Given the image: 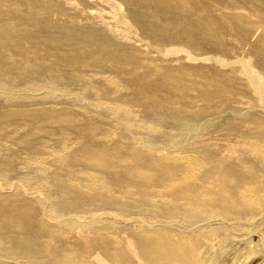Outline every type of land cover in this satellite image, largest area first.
Wrapping results in <instances>:
<instances>
[{
    "label": "rangeland",
    "instance_id": "obj_1",
    "mask_svg": "<svg viewBox=\"0 0 264 264\" xmlns=\"http://www.w3.org/2000/svg\"><path fill=\"white\" fill-rule=\"evenodd\" d=\"M169 1L164 0L160 8L166 7ZM26 2L34 6L30 8L24 5L21 14L16 15L17 18L25 21L43 19V15L35 13L43 5L56 13L52 22L59 20L65 30L64 33L59 32L58 28L62 30L61 25L46 26V23L37 26L28 24L20 28L6 25L8 28L0 30L1 54L8 58L10 53L14 55L13 61L10 64L6 61L5 69H0V202L9 200L11 211L21 209L25 216H37L48 225L52 224L59 230L53 240L57 248L70 252L82 264H109L106 257L103 261H97V258L101 252L99 237L106 240L111 232L121 237L125 252L133 262L142 264L137 247L120 229V226L123 228L126 225L124 223L130 225L132 219L142 216L138 214L139 211L130 207L132 212H127L129 208L122 210L126 216L122 215L119 223L116 220L119 217H113L116 221L114 223L111 220L114 225L111 223L104 232H110L107 236L95 228V222L101 217L99 212L102 215L117 209L114 207L116 202H134L133 199L141 201L136 190H133L137 185L143 186V190L150 194L155 193L162 185L161 181L166 178L164 173L171 166L181 175L188 170L190 178L178 179L177 184L169 190L170 193L182 191L187 186L199 187L205 181L206 185L211 182L209 185H218L220 176L211 173L210 168L222 162L241 171L243 177L233 182L232 186L239 191L246 189L244 193L252 194L253 202L245 203L228 193H212V201L208 206L198 209L194 214L180 215V223L151 221L147 218L143 219V224L150 229L159 223L165 226L171 224V228H184H179L184 238L183 244L189 247L188 252L195 259L202 261L199 264H264V95L258 91L254 93L255 82L264 88L261 83L264 82V69L260 65L258 67L255 59L254 52L258 47L252 50L250 44L256 38H252V34L264 31L261 28L258 30L255 24H249L250 21L258 22L252 13L240 8L225 10L216 6L213 11V15L218 18L215 29L220 31L226 27L233 31L232 34L227 29L228 35L223 39L196 40L193 33L194 38L186 43L187 37L175 31L171 23L162 28V33L159 31L157 34L134 26L128 15L130 7L121 0ZM192 5L189 1L182 8L189 10ZM2 10L6 11L7 8L3 6ZM172 13L174 11L165 9L163 16L166 18ZM81 18L85 25L96 28L97 33L91 35L89 41L85 40L83 30L70 28L74 22L78 28L81 27ZM233 29L240 32L239 36L245 40L241 42L235 39L233 34L237 33ZM11 30L14 33H10ZM108 41L116 42V46L108 47V51H122L124 56L134 58L139 67L133 69L126 63L118 66L114 61L111 68L105 58L96 60V51L100 50L104 54V43ZM42 46L47 51L39 50L37 58L29 62L22 59L24 53L31 54L30 47L38 49ZM252 51L254 58L249 53ZM157 70L168 73L172 79H184L187 84L192 81L191 84L200 85L211 79L215 81L211 90L218 93L220 101L228 99L230 106L213 107L207 101L211 96L202 100L197 87L191 84L189 86L192 87L187 85L175 90L168 88L165 93L161 92L160 97L169 98L166 105L159 102L154 105L143 104V99L139 100V97L145 94L146 89L144 85L140 87L142 80L139 76L146 71ZM156 78L159 76L149 75L145 82L152 83ZM155 90L160 92V88L156 87ZM178 97L181 99L178 100ZM232 110L245 116L233 115ZM241 132L245 135H240ZM242 139L243 142L239 141ZM161 145L165 146L163 152L169 151L175 158L171 156L164 160V153L158 151ZM253 148H258V154ZM191 158L197 161L201 159L202 163L205 162L204 166L201 169L195 167V160L191 163ZM184 161H187L186 165ZM105 163L111 165L104 169L107 172L106 181L117 178L118 187L112 183L109 190L105 191L108 193L99 195L82 187L79 191L75 189L77 181L85 179L83 169ZM155 164L160 172L155 175L162 177L156 184L157 188L150 179L154 175L144 171L129 172L132 166L138 167L136 170H152ZM43 185L48 188L45 198L38 190ZM122 186L133 190L131 197H120L123 195L118 189ZM113 188L118 189L114 191ZM85 190H88L87 194L83 192ZM110 204L114 209H111ZM142 209L143 212L153 211L158 215L161 214L159 210H162L159 207ZM44 216H48L51 221ZM93 223L97 232L92 230ZM62 244L68 246L60 248Z\"/></svg>",
    "mask_w": 264,
    "mask_h": 264
},
{
    "label": "bare ground",
    "instance_id": "obj_2",
    "mask_svg": "<svg viewBox=\"0 0 264 264\" xmlns=\"http://www.w3.org/2000/svg\"><path fill=\"white\" fill-rule=\"evenodd\" d=\"M30 1H32V0H30ZM43 1L45 2V0H43ZM163 1L164 0H159L160 3L159 2L157 3L156 0H121L122 3H124L125 5L130 7V9L128 11V15L130 16V20L132 21L134 26L140 27V29H142L143 31H146V32L148 31V33H150L152 31L154 34H157L159 31L161 32L162 28H164L166 25L171 23L172 25H174V28H176L175 31H177L178 33H181L187 37L186 43H188V42L190 43L191 39L194 38V35H195L196 40L223 39V38H225L226 35H228L226 30L229 28L224 27L220 31H217V29H215L216 25L218 23L217 22L218 18L213 15V11H214V8L216 6L221 7L225 10L226 9L227 10L228 9L234 10L235 8L236 9L240 8L242 10L244 9L248 13L249 12L252 13V15L256 18V20L258 22H251V21L249 22L248 21L249 24H251V26H253V24H255L258 30H259V28H261L264 31V0H207L206 2L198 1V0H170L169 3L166 5V7H163V9H161L160 6H162L161 4L163 3ZM189 1L193 3L192 9H189V10L186 9L185 10L184 7L182 8V5L183 4L185 5ZM24 5H26L30 8L34 6V4H29L28 2H26V0H0V30L2 28H8L7 26H9L11 28L18 26V28H20V27H23L24 25H28V24L33 25V26H37L40 23H44V24L46 23L45 24L46 26L52 25V24H57V26L58 25L62 26V23L59 22V20L57 22H52V19L54 18V15L56 13H52L51 11H49V9L46 8V6H43V5H42V7H40V9L37 8V10L35 11V13H38V15H43L44 16L43 19H32V20L25 21V20H22V18H19V17L17 18L16 15L21 14L22 9H23L22 7ZM3 6H5L7 8L6 11L2 10ZM165 9L167 11L172 10V11H174V13H172L169 16H166V18H165L163 16ZM32 12H34V10ZM4 15H6V18H4ZM216 15H218V14H216ZM73 22H74V20H73ZM84 22L85 21L81 18V20H79V25H81V27L78 28L77 24H75V22H74L73 25L71 24L72 27L70 25V28L72 30H74V29L83 30L85 33V37H84L85 40L89 41L92 38L91 35H95L97 33V31H96V28L94 29V27H92V26H87L84 24ZM4 26H6V27H4ZM236 27L238 30L239 27L238 26H236ZM236 27H234V28H236ZM250 27H249V29H251ZM212 29L214 31H211ZM245 29L247 31H250L247 28H245ZM13 30H15V29H13ZM13 30H11L9 32L14 33ZM64 30H65V27H63V26H62V30L58 28L59 32L64 33ZM207 30H209V31H207ZM229 31H230V29H229ZM232 32L233 31H230L231 34H232ZM235 32L237 33L235 35L233 34V36H235V39L237 38V40L239 39L241 42H242V40H245L244 37L239 36L238 33H240V32H237V31H235ZM251 32H250V34H251ZM49 33H51V32H49ZM100 33L101 32L98 31L99 36H101ZM193 33H194V35H193ZM259 33L260 32H257L256 35L252 34V35H254L252 38H254V37H256V38L252 41L249 40L251 46L253 47L252 50H254L255 48L258 47L255 50L256 53L254 51L249 52V53L251 54L254 52V54H256L255 59L257 58L256 61L258 63L257 64L258 67L261 66V68L264 69V67H263V65H264V32H262L261 34H259ZM229 36H231V35H229ZM0 37H1V34H0ZM226 38H228V37H226ZM15 42H17V40ZM219 43H221V42H219ZM115 44H116L115 41H108V42L104 43L103 49H106V51L103 54L102 52H100V50L99 51L97 50L95 59L99 60L100 58H105V60H107L109 62V66L111 68H113L112 63L114 61L118 64V66L119 65L122 66V65H124V63H126V65L131 66L133 69L136 67H139V66H136L137 64L135 63L134 58H129L131 56H129V57L124 56V54H122V51H120L118 49H114V51H108V47H115L116 46ZM112 45H115V46H112ZM220 46H221V44H220ZM39 50L40 51L41 50L47 51L46 47H44V46H42L38 49H33L32 47H30L29 51H31V54H29V53L25 54L24 53L25 57L24 58L21 57V58L25 59V61H27V62L32 61L34 58H37V55L39 54ZM123 50H124V48H123ZM37 51H38V53H36ZM101 51H103V50H101ZM97 53H99V54H97ZM254 54H251V57L255 56ZM93 55H94V53H93ZM9 56H10L9 58H8V56L4 57L0 51V69H5V67L7 66V64L5 63L6 61L9 62V64H10V61H13L12 59H13L14 55L12 53H10ZM84 59L85 58H83V61H84ZM140 68H141V66H140ZM103 70H105V69H103ZM167 72H169V71H167ZM164 73L165 72L160 73V71L158 72V70H157V71H153V72L146 71V72H144V74H140L139 77L142 80L140 87H142V85H144V87L146 89L145 94H141L140 95L141 97H139V100L143 99V104L145 103V104H153L154 105V104H157L159 102V103L166 105L169 102V98L168 97L167 98L160 97L161 92L165 93V91L168 90V88L175 90V89H179L182 86H187V85L189 86V84H191V82H192V81H190V82H188L189 84H187L186 81L185 82L183 81L184 79H182V81L180 79H178L179 77L172 79L171 76H168V73H166L167 75ZM170 74H171V72H170ZM149 75L150 76L154 75L155 77L159 76V78H156V80H154L152 83L148 84L145 82V80H146L145 78ZM183 75H184V73H183ZM196 78H197V76H196ZM114 80H115V78H114ZM214 82L215 81L212 82V80L210 79L207 82L205 81L200 85H195V84H191V85L197 87V90L199 92L198 95L200 96V98H203L202 100H207V97L211 96V98L213 100L211 98H208L207 101H208V103H211L213 107H217V105H222V106L228 108L230 106V105H228V103H229L228 99H226L224 101H220V98L217 96L218 93L215 90H211L212 89L211 86H213ZM115 83H116V81H115ZM261 83L264 86V82H261ZM191 85L189 87H192ZM156 87H157V89L160 88V92H159V90H155ZM254 87L256 89L254 93H256L258 91L260 93H263L262 95H264V88H262L260 86L259 82L258 83L255 82ZM193 89H194V87H193ZM195 90H196V88H195ZM198 92H196V93H198ZM256 95H260V94L257 93ZM217 97H218V99H217ZM180 99L181 98L178 97V100H180ZM159 100H161V101H159ZM173 100H175V99H173ZM227 101H228V103H227ZM116 104H117V102H116ZM224 104H227V105H224ZM116 106H118V104ZM209 106H211V105H209ZM212 106H211V108H212ZM208 110H210V108H208ZM231 113H233V115L235 114V115L241 116V117L245 116V115H243V113L237 114V112L234 110H232ZM248 132L249 131H247L246 133H248ZM242 134H243V132L240 133V135H242ZM243 135H245V134H243ZM246 137L247 136H245V138ZM241 138L242 137H240V139ZM243 139H244V137H243ZM243 139L239 140V141L243 142ZM246 139L249 140L248 138H246ZM246 139H244V140H246ZM250 140H252L251 142L254 141L252 138ZM253 144H255V143H253ZM250 145L253 147L252 144H250ZM245 147L246 146H244V148ZM260 147H262V146H260ZM244 148H243V150H244ZM254 148H253V150L255 152L256 151L259 152V150H258L259 147L256 148L257 150ZM105 149H104V152L106 151ZM248 149H250V148H248ZM162 150H165V146H163V145H161V147L159 148L158 151L161 152L162 154L164 153V155H165L163 157L164 160H166L167 158H170L172 156V154L169 151L163 152ZM108 152H110V151H108ZM252 152L253 151H251L250 153H252ZM258 152H256V153L258 154ZM182 153H180V154H182ZM184 153H186V151ZM193 153H195V152H193ZM213 156H215V155H213ZM172 157L175 158V156H172ZM191 157H193V156L191 155ZM160 158L162 159V157H160ZM189 158L187 157V159H189ZM185 159H182V160H185ZM193 159L194 158H191L190 162ZM194 160H193L194 161L193 164L195 165V167H200L199 169H201L204 166L205 162L202 163L200 161L201 159H199V161H197L198 159L197 160L194 159ZM177 161H179V160H177ZM187 161H189V160H187ZM187 161H186V163H187ZM108 162H110V160ZM179 163H180V161H179ZM186 163L184 161L185 165H186ZM107 166L110 167L111 165H109V163H105V164L98 165L95 167L92 166L90 168L83 169V172L85 173V179H79V181H77V183H76L75 189L77 191H79V188L82 187L84 189H88V190L92 191L93 192V193L91 192L92 194L99 195V194L105 192L106 190L108 191L109 190L108 188H110V184L112 185V183H113V186H114V183H116L115 186H117L118 185L117 184L118 183L117 178H114V180H111V181H106L108 178L106 175L107 172H105L104 169ZM189 166H190V164H189ZM186 167H188V166H186ZM132 168L133 169H131L129 172L135 173V172H139V171H144V172H147L148 174L154 175L155 177L151 176L150 179L153 180L152 183L154 184V186L156 188L158 187V186H156V184L159 183V181L161 180L162 177L159 178V176L155 175V174L160 173L159 170H157V168H159L157 165L155 166L156 169L154 168L152 170H149V169L136 170V168H138V167H135V166H132ZM210 170H211L210 171L211 173L215 172V173L219 174L220 183L218 185L217 184H214L215 186H213V184L209 185L212 182L206 185V181H205V184H202L199 187L187 186L182 191L180 190V191H177L176 193H170L169 190L171 188H173L174 185L177 184L178 179L186 180L187 178H190V176L187 175L188 170H185L184 173L181 175V174L177 173L176 168H173L171 166L169 168V170L164 173V174H166V178L164 177V180L161 181L162 185L158 187L159 189L157 188V191L156 190L154 191L155 193L150 194V192H146V190H143V186H140V185L135 186L133 188V190H136L135 193H137L139 198L141 197V201L137 202L133 199L134 202L128 200V201H124V202L121 201V202L114 203L117 207L114 206V204H113V206L117 209L111 210L109 212L104 211L105 213H102V215H101V212H99V216H101V217L100 218L96 217L95 220L93 219L95 222L98 218V220L95 222L96 225L93 223V229L92 230L95 231V228H99L100 233L101 232L104 233L105 231H107L109 229L108 226L112 223L111 220L114 223L116 220H118L117 222L119 223L121 221L120 217H122V215L126 216L125 214H123L125 212H122V210H125V209L127 210V208L130 207V208L135 209L134 211L138 210L140 212V213L138 212V214H140L142 216L137 217V218L133 217L134 219H132V221L130 220L131 222H129V220H128V222L131 223L130 225H128L127 223H124L126 225L122 226L123 228H121V226H120V229H122V232L127 235L126 237H129V239L132 241V243H134V245L137 247V253L140 257V260L142 261V264L143 263L144 264H199L200 262L202 263V261H199L198 258H196L198 260V263H196L197 260L195 259V257H193L191 252H188L189 247L186 244H183L184 238H182L183 235L180 234L181 233L179 230V228H181L180 226L177 229V228H171V224H167V226L169 225L167 227V226H165V224L162 225L161 223H159L158 226H156V227L153 226L154 228L152 227L150 229V227H148V228L145 227V225L143 224V222H144L143 219L145 220L148 218L147 220L151 219V221L153 219V220H156L158 222L160 220H162V222L165 221L166 223H174V222L180 223L181 222L180 218H179L180 215L194 214L195 212L198 211V209H200V208L203 209L205 206H208L210 204V202L212 201V193L214 195H219L220 193H222V195H223V193L224 194L228 193L230 196L233 195V197L235 196L245 203L253 202L252 201L253 197H251L252 194L248 195L246 193L247 194L246 195L244 193V192H246L245 191L246 189L245 190L242 189L239 191L238 189H235L232 186L233 182H236L241 177H243V175L240 173L241 172L240 170H239L240 172H238L236 170V168H234L233 166L223 164L222 162H218L216 165H214V167H211ZM189 171H190V169H189ZM163 176H165V175H163ZM205 179H206V176H205ZM212 180H213V178H212ZM82 188H81V190H82ZM243 188H244V186H243ZM15 189H17V188H15ZM63 189L66 190V188H63ZM117 189L118 188H115L114 191H117ZM38 190L43 193L44 198L47 197L48 188L46 186H44V185L40 186L38 188ZM88 190H85L83 192L86 193ZM118 190H119L118 192H120L121 195H123V196H120L123 199L129 198V196L133 194L132 193L133 190H129L125 186L119 187ZM237 190H238V192H237ZM247 190H248V188H247ZM90 191L88 192L89 194H90ZM66 192H67V190H66ZM210 192H211V194H206V193H210ZM106 193H108V192H105V194ZM80 194H82V193H80ZM62 196L63 195H61V199H62ZM18 198H20V197H18ZM157 200L159 202H156ZM19 201H20V199H19ZM8 202L10 203V201L9 200L7 201L6 199L1 200V202H0V264H80L81 260H78L75 256L70 254V252H67V251L63 252V249L57 248V245H56L57 243L55 244V241H53V240L55 239L54 237H56V235H58V233H59L58 229H55L53 226H51L52 224L48 225L47 223H45L43 221V218H36L37 216H33V215H32V217L29 215L25 216L21 209H15L14 211H11V205ZM141 202H144V203H141ZM118 205H119V207H118ZM120 205H122V206L120 207ZM107 206H109V204ZM226 206H227V204H226ZM110 207H111V209L113 208L112 205ZM144 207H145V209L147 207H153V209H154V207H156V208L159 207V209L162 208V210H159V212L161 211L160 212L161 214H159V215H158V213L155 214L156 212L152 213L153 211H151V213L143 212L142 208H144ZM83 208L85 209V206H83ZM83 208H82V210H83ZM87 208H88V206H87ZM118 208H121V209H118ZM130 208L127 212L131 211ZM88 209L90 210V208H88ZM100 210H102V209H100ZM146 210H148V209H146ZM163 210H166L167 212L163 211ZM92 211L94 212V210H92ZM79 212L81 213L82 211L79 210ZM84 212L85 211H83V213ZM90 213H92V212H90ZM47 214H49V213H47ZM80 215H82V213ZM91 215H93V214H91ZM48 216H44V217H48ZM85 216H87V215H85ZM113 217H119V219L116 218V220L114 219L115 220L114 221ZM90 218L92 219L95 217H90ZM79 219H83V218H79ZM49 220H50V218H49ZM93 220H91V221H93ZM79 221H81V220H79ZM91 221H89V222L92 223ZM52 223H54V222H52ZM87 224H88V222H87ZM37 225H39L40 227L38 228ZM94 225L96 226L95 228H94ZM153 225H155V224H153ZM89 226L92 227V224ZM203 226L204 225H202V227ZM41 229H42V231H41ZM120 229H119V231H121ZM181 229H184V228H181ZM95 232H97V231H95ZM108 233H110V232H108ZM108 233L106 232V234L105 233L104 234L107 236ZM120 238L118 237V235L112 234V232H111V234L108 235V238L106 237V240H105V238L103 239L102 237H99V243H100L99 249L101 252H100L99 259L97 258V261H103L104 257H106L107 262L109 261V264L110 263H113V264H135L133 262V260L126 254L125 248L123 245V241H121ZM187 238H188V236H187ZM187 238H185V239L187 240ZM97 244H98V242H97ZM67 246L68 245L62 244V245H60V248H64ZM131 246L133 247V245H131ZM89 248H91V247H89ZM126 250H128V249H126ZM133 255H136V254H133ZM134 258L136 259V257H134ZM137 263H138V260H137ZM81 264H82V262H81Z\"/></svg>",
    "mask_w": 264,
    "mask_h": 264
}]
</instances>
